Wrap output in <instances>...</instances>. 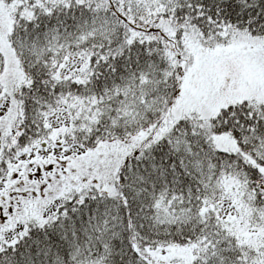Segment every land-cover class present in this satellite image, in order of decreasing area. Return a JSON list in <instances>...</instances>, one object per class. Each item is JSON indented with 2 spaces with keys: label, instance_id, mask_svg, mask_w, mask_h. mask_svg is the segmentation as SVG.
I'll use <instances>...</instances> for the list:
<instances>
[{
  "label": "snow or ice",
  "instance_id": "6c2138e0",
  "mask_svg": "<svg viewBox=\"0 0 264 264\" xmlns=\"http://www.w3.org/2000/svg\"><path fill=\"white\" fill-rule=\"evenodd\" d=\"M0 264H264V0H0Z\"/></svg>",
  "mask_w": 264,
  "mask_h": 264
}]
</instances>
